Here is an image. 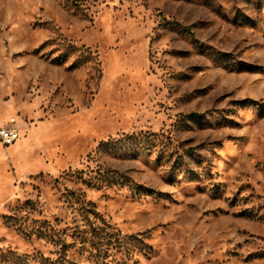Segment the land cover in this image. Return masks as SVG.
Wrapping results in <instances>:
<instances>
[{
    "label": "rangeland",
    "instance_id": "rangeland-1",
    "mask_svg": "<svg viewBox=\"0 0 264 264\" xmlns=\"http://www.w3.org/2000/svg\"><path fill=\"white\" fill-rule=\"evenodd\" d=\"M0 126V264H264V0H0Z\"/></svg>",
    "mask_w": 264,
    "mask_h": 264
},
{
    "label": "trees",
    "instance_id": "trees-1",
    "mask_svg": "<svg viewBox=\"0 0 264 264\" xmlns=\"http://www.w3.org/2000/svg\"><path fill=\"white\" fill-rule=\"evenodd\" d=\"M119 238V235L116 236L114 232L108 230V226H106V224L93 222L91 223V230H84L82 241H88L91 243L97 252V258H99L100 256L107 254L111 245H113L116 241L120 242ZM62 259L65 262L61 261V263H59L58 261H49L47 264H67L68 262L69 264H78L77 262H71V260Z\"/></svg>",
    "mask_w": 264,
    "mask_h": 264
},
{
    "label": "built area",
    "instance_id": "built-area-1",
    "mask_svg": "<svg viewBox=\"0 0 264 264\" xmlns=\"http://www.w3.org/2000/svg\"><path fill=\"white\" fill-rule=\"evenodd\" d=\"M20 137L19 130L14 126H0V141L5 145L14 144Z\"/></svg>",
    "mask_w": 264,
    "mask_h": 264
}]
</instances>
